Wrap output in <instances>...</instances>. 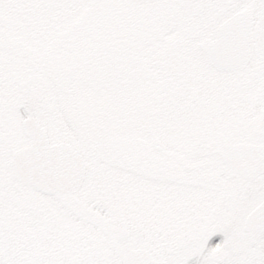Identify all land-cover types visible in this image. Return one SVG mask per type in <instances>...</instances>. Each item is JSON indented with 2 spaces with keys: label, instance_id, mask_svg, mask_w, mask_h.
Segmentation results:
<instances>
[{
  "label": "snow or ice",
  "instance_id": "6c2138e0",
  "mask_svg": "<svg viewBox=\"0 0 264 264\" xmlns=\"http://www.w3.org/2000/svg\"><path fill=\"white\" fill-rule=\"evenodd\" d=\"M0 264H264V0H0Z\"/></svg>",
  "mask_w": 264,
  "mask_h": 264
}]
</instances>
